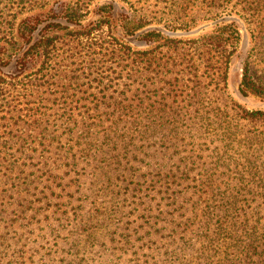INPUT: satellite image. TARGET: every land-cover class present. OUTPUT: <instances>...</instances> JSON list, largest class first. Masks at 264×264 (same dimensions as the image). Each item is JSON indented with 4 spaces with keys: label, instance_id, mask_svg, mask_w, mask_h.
<instances>
[{
    "label": "trees",
    "instance_id": "trees-1",
    "mask_svg": "<svg viewBox=\"0 0 264 264\" xmlns=\"http://www.w3.org/2000/svg\"><path fill=\"white\" fill-rule=\"evenodd\" d=\"M239 3L264 51V0ZM70 8L49 18L76 23L82 14ZM35 9L0 16V122L13 114L24 134L4 141L22 143L15 159L0 150V264H264V127L256 125L264 126V110L231 98L217 104L239 27L224 22L201 37L220 48L224 70L153 55L138 75L142 87L92 93L79 106L69 94L79 75L47 64L61 36L75 41L95 27L39 25ZM133 19L122 18L124 32H140L155 51L178 49L173 33ZM12 61L15 70L33 65L8 76L2 68ZM46 82L60 95L42 89ZM240 90L264 101V81L248 63Z\"/></svg>",
    "mask_w": 264,
    "mask_h": 264
},
{
    "label": "rangeland",
    "instance_id": "rangeland-1",
    "mask_svg": "<svg viewBox=\"0 0 264 264\" xmlns=\"http://www.w3.org/2000/svg\"><path fill=\"white\" fill-rule=\"evenodd\" d=\"M239 1L241 0H219L216 3L209 0H0V16L11 11L32 13V7H36L34 13L41 14L44 20L39 25H43L55 19L49 18L53 15L49 10L59 11L60 8L63 9L69 5L70 10L74 7L79 10L82 14L81 18L76 23L70 22L66 17H58L55 20L61 21L64 27L72 31L95 27L90 34L83 35L75 41L66 38V41H69L65 43V37L61 36L63 42L53 50L50 63L47 64L48 67L70 66L69 75H79V78H74L72 82L75 89L69 91V94L77 93L75 97L78 99L79 106L80 103H89L94 98L92 93L110 95L109 97L113 98L119 92L129 95L130 92L126 93L128 88L138 85L142 87L139 83H143V80L138 75L146 70L143 68L147 64L146 60L153 55L163 58L172 55V61L177 60V63L188 57L199 66L201 71L224 70L226 60L222 57L220 48L203 44L201 37L224 22L235 23L240 29L241 42L237 50L229 54L226 92L218 99L217 104L231 98L247 109L264 110L263 100L245 96L240 90L247 63L250 74L256 80L264 81V51L256 47L254 17L242 10L243 4ZM125 15L135 18L133 20L136 21L143 18L147 21L145 28L173 33L174 37L181 39L178 49L169 51L168 47L161 46L155 51L154 47L157 43L148 44L141 40L140 32L135 34L124 32L121 24ZM32 65L33 63L25 66L18 64L15 70L12 61L2 69L8 76L14 75L16 71L25 75ZM128 71H133L134 76L127 78ZM45 79L46 76L42 80L38 77L34 78L30 89L33 90L35 83ZM125 83H129V86L126 87ZM48 87L58 88L55 95H60L59 91L62 88L57 83L54 85L46 82L42 89ZM25 92L22 88L15 94ZM56 104L60 105V102L56 101ZM47 106L51 112L55 107L48 104ZM13 116L11 114L6 120L0 122V150L3 149L2 155L11 160L15 159L16 151L22 143L9 141L5 144L4 141L13 136V139L17 140L18 135H24L21 129L23 124H15ZM256 125L260 128L264 127ZM258 126L249 125L253 129Z\"/></svg>",
    "mask_w": 264,
    "mask_h": 264
}]
</instances>
